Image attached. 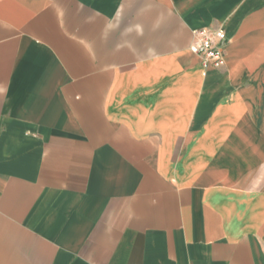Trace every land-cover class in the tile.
<instances>
[{
  "label": "crops",
  "instance_id": "1",
  "mask_svg": "<svg viewBox=\"0 0 264 264\" xmlns=\"http://www.w3.org/2000/svg\"><path fill=\"white\" fill-rule=\"evenodd\" d=\"M0 264H264V0H0Z\"/></svg>",
  "mask_w": 264,
  "mask_h": 264
},
{
  "label": "built area",
  "instance_id": "2",
  "mask_svg": "<svg viewBox=\"0 0 264 264\" xmlns=\"http://www.w3.org/2000/svg\"><path fill=\"white\" fill-rule=\"evenodd\" d=\"M227 37L223 30L201 28L194 31V40L189 47L203 71L220 69L225 65Z\"/></svg>",
  "mask_w": 264,
  "mask_h": 264
}]
</instances>
